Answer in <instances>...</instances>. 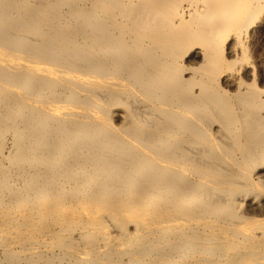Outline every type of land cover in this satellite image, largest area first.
<instances>
[{
    "label": "bare ground",
    "instance_id": "obj_1",
    "mask_svg": "<svg viewBox=\"0 0 264 264\" xmlns=\"http://www.w3.org/2000/svg\"><path fill=\"white\" fill-rule=\"evenodd\" d=\"M0 264H264V0H0Z\"/></svg>",
    "mask_w": 264,
    "mask_h": 264
}]
</instances>
